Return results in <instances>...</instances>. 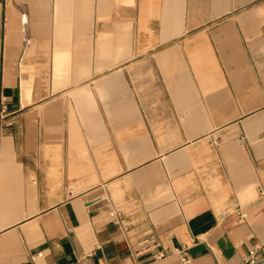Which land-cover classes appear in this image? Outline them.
<instances>
[{"label":"crops","instance_id":"crops-1","mask_svg":"<svg viewBox=\"0 0 264 264\" xmlns=\"http://www.w3.org/2000/svg\"><path fill=\"white\" fill-rule=\"evenodd\" d=\"M0 93V264H264V0H0Z\"/></svg>","mask_w":264,"mask_h":264},{"label":"built area","instance_id":"built-area-1","mask_svg":"<svg viewBox=\"0 0 264 264\" xmlns=\"http://www.w3.org/2000/svg\"><path fill=\"white\" fill-rule=\"evenodd\" d=\"M6 102H5V98L3 97V95L0 93V129H1V127L3 126V123H2V117H1V114H3L4 112H5V110H6ZM178 255L180 256V258H181V261H182V263L183 264H191V258L189 257V255L185 252L184 253V251H180V252H178ZM39 256H41V254H39ZM156 258V260L157 259H163L164 257H165V255H156L155 256Z\"/></svg>","mask_w":264,"mask_h":264},{"label":"rangeland","instance_id":"rangeland-1","mask_svg":"<svg viewBox=\"0 0 264 264\" xmlns=\"http://www.w3.org/2000/svg\"><path fill=\"white\" fill-rule=\"evenodd\" d=\"M21 14H22V12L20 13V18H21ZM20 29H21V31H23V25L21 24V22H20Z\"/></svg>","mask_w":264,"mask_h":264}]
</instances>
